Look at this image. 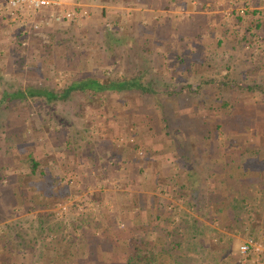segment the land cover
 <instances>
[{"label":"rangeland","instance_id":"rangeland-1","mask_svg":"<svg viewBox=\"0 0 264 264\" xmlns=\"http://www.w3.org/2000/svg\"><path fill=\"white\" fill-rule=\"evenodd\" d=\"M79 2L90 10L88 19L79 23L63 22L58 25L51 24L41 30L42 35L34 31L32 24H30L31 29H29L30 27L27 28L28 23H21L22 25H19L22 26L20 32L18 28L12 27L11 35H8L11 43L6 47L4 57L0 58V173L2 175L0 180V227L7 225L9 222L10 224L8 225L13 228L14 233H25L22 236H26L24 238L28 240L33 241L35 236L42 238L43 234L41 236L40 229L35 230V227H40V223L36 219L23 222L20 218H12L10 220L3 218L7 217V214L12 212V210H20L24 213H32L38 210V205L35 204L36 201L31 204L33 210L28 204L22 202L23 194L21 192L26 190L29 197L31 194L35 197L38 192L36 189H43L46 193L49 191V184L51 183V188H54L57 193L54 196H49V201L46 203V212L51 214L50 211L52 209L54 211L65 202L71 200H75V204H77V200H81L82 207L80 209L79 206H73L67 216H58L55 212L56 218L62 220L63 223L66 218L67 227L61 229L58 226L59 222L57 219L52 218L49 223L51 230L48 236H52L50 235L51 231L52 234H57L58 236L53 237V240H49L56 243V241L63 240L62 237L64 241L73 237L72 240L78 241L80 238L77 235L78 231L75 230L84 231L86 229L81 238L87 239L89 254H86L82 259L84 260L83 264H98V245L102 246L103 243H106L107 253H110L108 251L113 249L115 242L120 241L119 233H116V227L123 230L126 228L127 222L120 216V213L124 211L123 207L121 205L116 206L112 202L115 200L112 197L117 196L115 192L117 190L115 177L118 174L105 172L107 171V168H104L106 166L104 163L107 160V152H104L103 149L102 152L99 149L98 151L95 149L96 145H101L100 147H102V138L99 137L101 131H96L95 128L100 129L101 125L99 122L101 121L105 120L107 123L108 120L118 116L127 119L130 114H124V107L113 105L119 98L118 95L114 94L99 93L95 97H91L88 92L75 91L71 92L67 99L58 100H48L43 96L30 95L26 99L4 100V94L6 92L11 94L17 90L29 91L45 88L61 90L67 84L91 75L101 76L106 73L112 77H132L138 72H143V77L149 78V81L158 87L172 88L182 83H197L202 78L203 80L215 78L219 84L221 81L230 83L232 81L231 84L237 85L232 86L230 89L222 87L212 90L209 86V90L204 92H209L211 95L212 93H217V98L227 99L231 103L240 99L242 103L236 102V109L242 108V110L246 111L244 104L253 101V99L254 101L264 100V95H258V93H250L243 96V87L247 83H252L253 80H256L264 84V0H198L196 7L193 9L199 10L201 14L196 19L199 22L194 21V28H186L184 32H177L181 27L170 26L172 28L170 29L172 41L165 47H161V51H169L171 54L166 67L163 65L164 61L158 59L159 56L152 55L151 59L145 57L148 51L147 48L145 46L141 48V43H137L152 33L147 32V22L144 23L146 27L142 26L143 23L139 25L136 22V25L127 26L129 23L136 21L129 14V12H132L131 9L136 6L134 0H81ZM167 2L170 4L181 3L180 0H169ZM98 5L107 7L102 9ZM185 6V8L190 9L191 3L188 2ZM69 7L73 8L74 6L69 5ZM242 9L247 10V13L238 22L236 13L240 14L239 12ZM114 10L119 13L117 17H112L115 16L112 15ZM213 11L217 13L215 16L218 17V20H221L222 34L230 33L231 36L235 35L233 39L218 43L217 40L220 37H217L210 28ZM253 11H257V13L252 14ZM103 12L104 14H102ZM109 18L112 21H118L120 25H110L113 28H110L109 25H104V22L107 23L105 20L108 21ZM258 19L261 22L259 29L255 28ZM64 23L67 24L61 25ZM226 23H229L227 24L229 27L228 31ZM127 28L128 30L126 31ZM202 30L205 32L201 36ZM22 32H25L24 35ZM179 35L181 39L177 42L175 40L179 38ZM130 36L133 38L137 36L139 41L136 42ZM175 37L177 38L175 39ZM200 37L201 39L199 40ZM192 38L194 39L191 40ZM203 38H206L205 43L201 42ZM126 40L128 43L124 44ZM179 51H181V54L182 52H187L188 54L192 52L191 56L193 59H190V61L194 65L191 64L190 66L198 67L200 69L197 70L199 73L192 74L190 72L189 76H183V78L178 75L179 61L177 56H179ZM203 53L205 56L203 55L204 58L202 59L201 54ZM208 61L209 66L206 67L204 65L201 68L200 64L208 63ZM202 69L203 72L201 71ZM209 70H212V73ZM125 95L130 98L131 103L133 101L141 103L142 101L136 91ZM199 98V102H201L202 98L214 101L213 95L207 98L201 94ZM108 102H110V105ZM185 104L188 105V103ZM232 111L234 112V110ZM247 111L242 115H246ZM180 112H176L175 116H182ZM200 117L212 121L219 119L215 115L210 117L206 114H201ZM228 119L232 118L228 117ZM232 121H230L228 126L231 125ZM185 124L189 125L188 122H185ZM171 125L174 130L178 126L183 128V124L181 123L180 125L176 121H172ZM116 126L117 124L113 123L111 129L114 130ZM192 126H194V123L189 128L193 129ZM122 127L121 130H119V126L117 127L119 132L112 135L110 142H114L118 146L133 147V144H127L128 141H125L130 139L127 137L133 136L132 132L128 131L129 124H123ZM249 133V142L252 149H260L264 140L256 143L252 129H250ZM234 134L236 132L230 135ZM193 135L195 136V131H193ZM210 136L214 143L215 154H213V151L212 153L210 152L207 143H205L206 145L203 143L199 144L198 138L201 135L197 136L195 144L198 142L196 145L206 150L199 152V165L203 164L209 167L208 161L212 156V158L223 161L222 164L225 168L226 159L223 155V147L226 142V135L221 134L219 131L217 132L212 126L210 127ZM175 137L177 136L175 135ZM186 144V148L192 146L190 143ZM143 152H145V149L142 148L135 150V154L140 160L145 158ZM29 154L34 155L41 162L40 170L42 169L46 173L44 177L39 174L35 176L24 174L28 167ZM188 159L195 162L194 158L190 157ZM85 160L91 163L89 166L92 168L84 169L87 168L86 164H88ZM139 162L141 163V161ZM110 163L115 164L113 160ZM14 167L16 168L14 169ZM224 168L221 169L222 176H224ZM71 169H73L72 172ZM56 176L58 181L51 182L52 178ZM215 179L217 181L220 180L219 177ZM207 181L200 180L202 185L197 188L199 197L206 195L207 190H210L205 186ZM222 182L217 184L220 186ZM62 190L68 191L67 196L60 193ZM103 191L107 192V198L110 197V194L113 195H111L108 202H103L105 199L104 195L101 194ZM174 191L176 192V189L168 191V189L164 188L160 194L165 196L166 193L173 194ZM4 198L9 200L6 205L2 202ZM174 198L176 197L174 196ZM89 204H93L95 210L90 209ZM170 205L171 203L167 202L168 211H170V208H168ZM172 208L174 220L178 217L180 219L186 218L188 222L192 221L195 218L194 214H197V212L199 218L211 215V213L207 214L206 208H201L197 212L194 210L187 211L184 201L179 199H175ZM251 217H253L256 224L254 235L244 234L239 231L231 234L233 245L229 252L234 257V260L230 264H257L253 263L255 257L250 259L247 255H243L240 252V247L248 238H253L260 242L263 249L261 259H264V202L260 200L255 203V212L253 211ZM122 221L124 224L121 223ZM68 228H73L74 232H71V235L67 232ZM209 228H211L210 224L205 223L203 229L208 231ZM43 238L45 239L46 235ZM64 241L61 243H65ZM215 250L216 252L219 251L218 248ZM104 252L106 253L105 250ZM101 253L103 258L108 260V256L106 258V254L102 251ZM128 254L130 253H127L126 257ZM42 260V256L39 257V261L41 262Z\"/></svg>","mask_w":264,"mask_h":264},{"label":"trees","instance_id":"trees-1","mask_svg":"<svg viewBox=\"0 0 264 264\" xmlns=\"http://www.w3.org/2000/svg\"><path fill=\"white\" fill-rule=\"evenodd\" d=\"M245 13H247V10ZM256 13L257 11L252 12V14ZM240 14L236 13L238 22L242 20L244 15ZM260 26V20L258 19L255 28L259 29ZM181 61H183V59H181ZM206 62L204 65L207 67L209 66V61L208 63ZM143 75V72H138L132 77H112L106 73L101 76L91 75L67 84V86L61 90H50L47 88L29 91L17 90L11 94L6 92L3 99H26V97L30 95L43 96L48 100H58L67 99L69 94L75 91L82 93L88 92L91 97H95L99 93L121 96L123 93L136 91L142 98L141 103L126 107L124 114H130V116L134 118V126L132 127L136 137L138 135L140 139H137L138 141L133 143L132 148L133 150L139 148L145 149V152H143L144 157H152L153 155H157V153H163L164 149L169 146V144L172 145L174 143V133L172 130H168L167 127H170V118L174 117L176 112L188 111L187 114L191 119L189 125L182 128V133L175 137L178 141L177 145H181L182 148L187 145L186 143L194 145L197 141V136L201 135V137L198 138L199 144L203 143L206 145L205 143H207L209 150L213 149L214 143L210 136V127L212 126L217 132L219 131L221 134L226 135V142L223 147L226 159L224 168V176L226 178L224 177L223 179L225 181H223L219 187L217 186L213 189H210L212 186H208L210 190H207L206 195L200 196L202 197L201 199L197 193V188L194 187V183H191L189 187H182L178 191L176 190L175 197L183 199L186 208L190 209L189 211L194 210L197 212V210L201 208H206L207 214H214L213 217H208L206 220H210L211 222L216 221V223L219 222V227L230 233L229 237L224 238L226 236H224V233H221L220 230H212L209 228L208 231H205L203 229L205 223L200 219L193 218L192 222H188L186 218H181L173 222V208L171 211H168L166 207L167 203L165 204L164 201L159 203V208L155 210V212H157V209L163 211L162 208H164L167 210L168 215V218L165 219L166 222L164 226L165 239L167 238L168 240L166 239L161 244V248L156 246L154 244L155 242H152L147 235L143 237L128 235V230L125 228L121 230V234H117L120 239L124 238L131 249L124 264H164L161 256L163 254H167L171 257L172 262L170 264H230V262L234 260V257L229 252L233 245L231 234L239 231L244 234L254 235L256 232V224L251 215L253 211L255 212V203L260 200L264 202V142L262 147L257 150H253L249 142L250 129L253 131V137L256 143H260L261 140H264V100L254 101L253 99V101L244 104L246 111H248L246 115H242L246 111L242 110V108L236 109L235 106V103L238 101L242 103L240 99L231 103V101L227 99L217 98V93H212L214 101H212V99L206 100L205 98H202L201 102L198 101L201 99L199 98L201 94L203 97L206 96L207 98L212 96L211 93L204 92L205 90H209V86L212 90L222 87L230 89L232 86L237 85L231 84L232 81L231 83L221 81L219 84L215 78H208L207 80H203L202 78L200 80L201 82L198 83L179 84L171 88L158 87L152 84L149 78L146 79L143 77ZM243 88V96L250 93L264 95V84L256 80H253L252 83H247ZM182 103L184 104L183 106H181ZM185 103H188V105ZM232 110H234L235 114ZM201 114H206L210 117L215 115L217 118L219 117V119L214 121L207 120L201 118ZM143 116H149L151 120H154L152 121V125L148 126L146 129L137 124V119ZM228 117L232 119L229 120ZM231 120L233 121L231 125L228 126ZM193 123V129L189 128ZM163 130L165 132H162ZM185 130L190 131L185 134ZM192 130L195 131L194 138L189 137L194 136ZM146 131L152 132L153 136L145 139L143 137L145 133L143 132ZM234 132H236V134L230 135ZM170 140H172L173 143H170ZM158 144H160V146L157 147ZM150 162L151 161H148V163ZM40 166L41 162L38 158L29 154L28 167L24 174L27 176L39 174L41 177H44L46 173L42 169L40 170ZM15 168L16 167H14V169ZM73 169H71V172ZM183 173L184 171L182 174ZM186 173L191 176L187 171ZM206 173L207 176L204 175L205 181L212 178V176H210V171ZM175 174L177 175L180 173L176 172ZM1 179L2 175L0 173V180ZM53 181L57 182L58 177H53L51 182ZM221 181L219 180L218 184ZM49 187L50 189L46 194L48 196H54L57 191L51 188V183ZM60 193L66 194L67 196L68 191L62 190ZM30 207L32 208V206ZM40 207L41 208H38V210L42 212L38 214L39 218H37V220L42 230L50 231V220L52 218L57 219L54 214L56 209L54 211H52V209L50 211L51 214H49L45 212L47 208H44L46 207L44 204L41 203ZM218 213L223 215V218L220 217V220H217L215 217V214ZM159 218L160 216H157V219ZM57 221L61 229L67 227L66 218L64 223L59 219H57ZM180 228L183 230L181 234L179 233ZM42 233L43 231L41 234ZM212 233H216L218 242L213 241V236L210 235ZM33 241L36 242V240ZM0 243H3V238H0ZM220 246L221 249L219 248ZM216 248L219 249L218 252H216ZM250 257L249 255L248 258ZM262 261L264 264V259Z\"/></svg>","mask_w":264,"mask_h":264},{"label":"crops","instance_id":"crops-1","mask_svg":"<svg viewBox=\"0 0 264 264\" xmlns=\"http://www.w3.org/2000/svg\"><path fill=\"white\" fill-rule=\"evenodd\" d=\"M69 1H73V0H69ZM167 1L169 0H134V3L136 4V6L135 8L131 9L132 12H129V14H131V16L136 21L131 22L129 23V25H127L128 27H130L132 25H136L135 24L136 22V23H139V25L143 23L142 26L146 27L144 23L147 22L146 25L148 26L146 27V29H148L147 32H152L151 34L147 35L146 38H144L143 40L141 39L140 42H137L139 41L137 36H135L134 38L130 36V38L135 40L137 43H141L140 44L141 48H144V46L147 48L148 51L145 54V57H149L151 59L152 55L156 57L159 56L158 59H161V61H164L163 65L165 67L167 66L166 65L167 61L171 58V54L169 53V51L167 52L164 50L163 52L161 51V49L172 41L171 40L172 35L170 34L171 32L170 29L172 28L170 26L181 27L177 32H184L186 28L191 29L195 27V24L193 23L196 19H198L199 14H201L199 10L193 9L197 5V0H180L182 4L180 2L178 4H174V3L170 4ZM2 2L3 0H0V4ZM188 2L191 3L190 9L185 8L186 3ZM69 4L71 6L72 2H69ZM99 6L102 7V9L104 7H107V6L98 5V7ZM115 11L117 10H114V13H112V15H115V16H112V17H117V15L119 14L118 12H115ZM214 12L215 11L212 12V14L214 15L211 14L210 28H211V31L217 37L218 36L220 37L217 40L218 43L227 41V39H233L235 35L231 36L229 32H228L229 34H226V33L222 34L223 32L221 31L222 27L220 26L221 20H218V17L215 16L217 13L216 12L214 13ZM102 14H104V12ZM35 19L38 20L39 16H36ZM105 21L107 23L103 21L104 25H109V27L110 25H114V26L120 25L118 21L116 20L112 21V19L110 20V18L108 21L107 20ZM195 22H199V21L196 20ZM20 24L21 23H18V22L17 23L11 22L4 15H0V58L4 57L5 55L4 51L6 50V47L8 46V44L11 43V40L9 41L8 39L10 38L8 37V35H11L10 33H11V29H13L12 27L16 29L18 28L20 32V28L22 27V26H19ZM30 24L32 23L28 22L27 24V28L30 27L29 29H31ZM65 24L67 23H64L61 25H65ZM227 24L229 23H226V29L228 31L229 27ZM110 28H113V27H110ZM201 29L203 28L201 27ZM127 30L128 28L126 29V31ZM204 32L205 31L202 30L200 35L202 36ZM22 33L24 35L25 32H22ZM178 37L179 38L175 37V39L177 38L175 40L177 42H179L181 39L180 35ZM186 39H190V38H186ZM193 39L194 38H192L191 40ZM200 39L201 37L199 38V40ZM205 40L206 38H203L201 42L205 43L206 42ZM127 43L128 42L126 40L124 44H127ZM153 49L156 50V52H154ZM191 55H192V52H190L189 54L187 52H182L181 54V51H179V56H177L178 61H179L177 71H178V75L182 76V78L183 76H189L191 73L192 74L199 73V71H197V70H200L198 67L190 66L192 64L191 63L192 61H190V59H193ZM203 55L205 56V54L204 53L201 54L202 59L204 58ZM181 59H184V61H181ZM183 62L184 64H182ZM200 66L202 68L204 67V64L201 63ZM201 71L203 72V69ZM210 72L212 73V70ZM187 83H191V82H187ZM128 93L129 92H126V93H123L121 96H119L118 100H116V102L113 103V105L124 107V108L132 106L133 104L137 105L135 101L131 103L130 98H128L125 95ZM108 103L110 105V102ZM180 113H182V116L180 115V116L171 117L170 122L172 123V121H176L180 125L182 123L183 127L188 126L186 124L184 125L185 122L189 123L191 120L190 116L187 114L188 111H182ZM173 119H176V120H173ZM137 121H138L137 124H139L141 127H144L146 129L148 126L152 125V121L154 120H151V117L149 116H143L141 118H138ZM113 123L117 124V126L114 127V130L111 129ZM126 123L129 124L128 131H131L133 135L131 137H127V138H130L129 140L127 139L128 140L127 144L132 145L134 142L136 143L138 141L137 139H140V136L137 135L136 137L134 129L132 127L134 126L133 124L134 118L129 116L126 119L122 116H118L117 118H112V120H108L107 123L105 122V120L99 122V124L101 125L100 129L99 128H95V129L96 131H99V130L101 131L99 137L102 138L101 139L102 147H100L101 145L100 146L96 145L95 149L97 151L99 149L100 152H102V149H103L104 152H107V156H106L107 160L104 163V165H106L104 168H107L106 169L107 171L105 172H109L111 174L112 173L118 174L117 177H115L116 179L115 186L117 187V190H115V192L117 196L118 195L120 196L112 197L115 199L112 202L116 206L121 205L124 209V211L120 213V216L123 217L125 221L127 222V225L125 228L126 230H128L127 234L130 236H134V237L136 236L143 237L147 235L152 242H155L154 244L156 246L161 248V244L167 239V238L165 239L164 226L166 222L165 219L168 218V215H167V210H165L164 208H162L163 211H159L157 209V212H155V210L156 208H159L158 207L160 206L159 203L163 201L165 204L167 202L171 203L170 207L168 206V208H170V211L172 209V205L174 204L175 199L184 201L181 198H174V196L176 195L175 191L173 194L166 193V195L164 196L160 194L161 190L166 188L168 189V191H172L174 189L178 191L182 187L183 188L189 187L191 183L195 184L194 187L199 188L202 185L200 180L204 181L205 180L204 175L207 176L206 172H209V171L212 174V175L210 174L212 178L209 179L205 183V186H207V188H209L208 186H212L210 189H213L215 188L216 185L219 186L217 184L218 181L215 178L219 177L220 181L221 180L225 181L223 180L224 176H222L223 174L221 172V169L224 168L222 164L223 161H221L220 159L212 158L211 156L210 160L208 161V165H210L209 167L208 166L206 167L203 164L199 165L200 163L199 161L200 153L199 152H202V151L204 152L206 150L204 148H199V146L195 144L192 145L193 148L192 146L190 148L189 147L186 148V146L182 148L181 145L178 146L177 141L175 142V135H179L180 133H182V128L178 126L177 129L179 130L177 132V129L174 130L171 124H170V127H167V129L170 131L171 130L173 131L174 143L172 140H170V143H173V144L172 145L169 144V146H167L164 149L163 153H157V155H153L152 157H145L144 159L140 160L139 157L136 156L135 150H133L131 146H118L117 144H114V142H110L111 138L113 137L112 135L117 134L119 132L117 131V127L119 126L120 127L119 130H121L123 128L122 125ZM125 128L127 129V127ZM188 131L185 130L184 131L186 132L185 134H187ZM162 132H165V131L163 130ZM143 133H145V135L143 136L145 139L153 136L152 132L150 131H146ZM189 137L193 138L195 136H189ZM158 146H160V144H158L157 147ZM111 148H114V149H111ZM212 151H213V154H215V149L210 150L211 153ZM187 157L194 158L195 162L190 161V159H188ZM112 160L115 162V164L110 163ZM85 161L88 162V164H86L87 168H84V169L92 168L89 166L91 165V163L87 160ZM139 161H141V163ZM148 161H151V162L148 163ZM183 171L184 173L182 174ZM186 171L189 174H191V176H189L186 173ZM176 172L180 174L176 175L175 174ZM207 183L208 185H206ZM36 190H38V192L35 195V197L32 196V194L29 197V195H27L26 190H22L21 192L23 194L22 202L31 206V204L35 203L36 201L35 204L38 205V208H41L40 207L41 203L46 206L44 208H47L46 203L47 201H49V196H47V194L43 191V189L42 190L36 189ZM185 193H186V190H185ZM101 194L104 195V198H105L103 202H108L109 198H111V195H112L110 194V197L107 198V195H106L107 192L103 191L101 192ZM2 202L6 205L7 202H9V200L7 198H4ZM189 210L190 209H187V211ZM27 211H30V210H27ZM40 212L42 211L36 210V211H33L32 213H28V212L24 213L20 210L18 211L12 210V212L7 214L8 216L4 217L3 219L10 220L12 218H20L21 220H23V222L28 221L30 219L37 220V218H39L38 214ZM197 214H194V217L196 219H200L202 222L210 224V227H211L210 229L212 230H220V232L224 233V236H226L224 238H227L230 235L228 231L219 227V222L216 223V221L211 222L210 220H206V218L208 217H213L214 214L210 216H202L203 218H199ZM157 216H160V218L157 219ZM215 217L217 218V220H220V217L223 218V215L218 213V214H215ZM176 218H175L176 220H173V222H176L180 219L178 217ZM121 223H123V221ZM8 224L10 223L8 222ZM8 224L7 225L3 224L5 226L0 227V238H3V243H0V257H1L0 264H10V263L11 264H83L84 260L82 259L84 258V256H86V254H89V244L87 243L88 241L87 239L81 238L82 234L86 231V229L84 231H81L80 229L75 230V231H78L77 235H79V238H80L78 241H74L75 239L72 240L73 237H71V239L64 241V238L62 237L63 240L58 239L60 241L58 242L56 241V243H54L49 239H52L53 237L58 236L57 234H52V231H51L50 235L52 236H48V234L50 233L48 230L44 231L42 230L41 227L39 228L35 227L36 228L35 230L40 229L39 231L40 233L43 231L42 233L43 237H45L46 235V238L44 239L43 237L40 238V236H35L34 240H36V242L35 241L32 242L28 240L27 238H24L26 236L24 237L22 236V235H25V233H22V232L14 233L13 228H11V226ZM116 230H117L116 233L120 232L119 234H121V229H118L116 227ZM182 231L183 230L180 228L179 233L181 234ZM192 231H189V232H192ZM67 232L71 235L72 234L71 232H74L73 228H68ZM210 235L213 236L212 239L214 242H216L217 241L216 233H212ZM62 241H64L65 243H61ZM31 243H34V244H31ZM221 246L219 247L220 249H221ZM114 247L112 250L110 249L108 251L110 253H107L108 249L106 248V243H103L102 246L98 245V251H99L98 258H97L98 264H111V263L113 264L123 263L124 264L125 259H126V254L129 253L131 250L130 247L128 246V243L124 240V238H121L120 241L115 242ZM104 250L106 251V253L104 252ZM101 251L104 254H106V258L108 256V260L103 258V254L101 253ZM41 256L43 260L40 262L39 257ZM161 256L163 258L164 264H170L172 262L171 257L169 255L163 254Z\"/></svg>","mask_w":264,"mask_h":264},{"label":"built area","instance_id":"built-area-1","mask_svg":"<svg viewBox=\"0 0 264 264\" xmlns=\"http://www.w3.org/2000/svg\"><path fill=\"white\" fill-rule=\"evenodd\" d=\"M79 1L81 0H3L0 4V15H4L14 23L31 22L34 31L42 35L41 30L51 24L56 25L63 22L79 23L88 19L90 10ZM69 2H72L73 8L69 7ZM240 13L244 14L245 10H240ZM36 16H39L38 20L35 19ZM80 201L77 200V204H75V200L65 202L56 209V213L58 216H67L73 206H79L81 209L82 204ZM89 207L95 210L93 204H89ZM240 252L243 255H250V259L255 257L253 263L263 264L261 259L263 249L259 241L248 238L240 247Z\"/></svg>","mask_w":264,"mask_h":264}]
</instances>
